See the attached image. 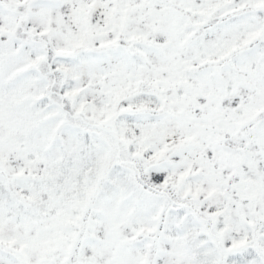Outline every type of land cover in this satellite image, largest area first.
<instances>
[{
  "label": "snow or ice",
  "instance_id": "6c2138e0",
  "mask_svg": "<svg viewBox=\"0 0 264 264\" xmlns=\"http://www.w3.org/2000/svg\"><path fill=\"white\" fill-rule=\"evenodd\" d=\"M0 264H264V0H0Z\"/></svg>",
  "mask_w": 264,
  "mask_h": 264
}]
</instances>
